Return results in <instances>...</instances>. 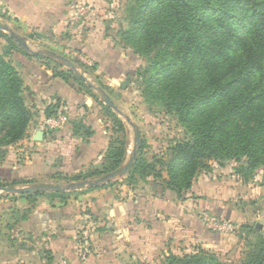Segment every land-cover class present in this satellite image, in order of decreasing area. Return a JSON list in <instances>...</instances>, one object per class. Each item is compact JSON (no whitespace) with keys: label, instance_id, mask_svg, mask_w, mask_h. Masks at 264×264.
Segmentation results:
<instances>
[{"label":"trees","instance_id":"obj_1","mask_svg":"<svg viewBox=\"0 0 264 264\" xmlns=\"http://www.w3.org/2000/svg\"><path fill=\"white\" fill-rule=\"evenodd\" d=\"M76 2L64 0L61 12ZM127 11L129 27L123 34L133 45L134 53L145 55L150 62L143 74L145 92L161 100L165 107L159 115L162 118H150L149 123L161 125L172 115H177L189 137L183 140L174 134H164L157 127L153 136L148 140L142 139L136 162L127 173V182L138 184L140 177L151 183L152 190L148 196L142 187H138L133 206L127 210L131 225L107 221L98 209L103 201L87 200L80 207H70L68 212L76 218L85 216L91 219L92 233L101 230L109 235L112 232L118 238L133 243L136 239L130 237V231L142 233L147 222L155 245L154 253L159 257L170 242L180 243L185 234V230L160 219L162 212L172 214L211 248L223 233L209 228L203 215L209 213L220 218L223 207L207 196L188 195L193 176L212 158L223 161L246 157V164L236 169L246 179L257 168L264 167V0H130ZM61 17L59 14L56 19ZM45 36L57 42H63L66 37L55 36L48 30ZM68 45L72 50L89 56L98 68L112 74L111 81L115 84L121 83L116 79L118 74H126L129 78L139 72L136 66L131 65L133 54L113 56L117 53L113 51L116 50L114 45L105 54L89 43L82 44L74 39L69 40ZM34 56L41 57L28 52L8 35V45L0 53V164L7 158L10 145L29 136L28 128L34 113L27 103L26 80L35 74ZM54 74L65 81L72 78L80 88L94 94L86 81L72 70H57ZM101 105L114 133L104 162L100 168H88L64 176L68 181L101 176L117 169L125 160V124L110 106L103 102ZM59 112H64L60 103H52L45 108L44 116ZM73 130L75 134H82L79 124H75ZM148 150L153 152L152 156L148 155ZM164 150L171 155L169 178L156 167L160 161L157 157ZM151 158L155 161L150 162ZM52 175L57 179L63 177L61 173ZM31 181L0 177V186ZM81 191L84 190L75 192ZM72 193L52 191L44 194L67 202ZM41 194L10 196L12 199L26 198L32 204L24 210L13 209L15 223L25 219ZM136 208L140 210V218L133 214ZM85 227L83 223L78 228L79 242ZM255 232L256 239L249 241L238 260L224 261L213 252L200 250L183 256L170 252L165 263L264 264V233L259 229ZM90 242V252L85 259L81 258L77 248L69 249L66 258L64 255L52 256L50 261L53 264L62 260H68L70 264L88 263L95 257L91 251L98 240L91 234ZM134 264L145 263L137 261Z\"/></svg>","mask_w":264,"mask_h":264},{"label":"crops","instance_id":"obj_2","mask_svg":"<svg viewBox=\"0 0 264 264\" xmlns=\"http://www.w3.org/2000/svg\"><path fill=\"white\" fill-rule=\"evenodd\" d=\"M3 1L9 5L12 11L13 22L22 25L20 30L23 32L28 28L37 30L40 26V30H43L44 33L48 30L55 36L69 31L68 7L62 12L60 7L64 0H59L58 4H54V0ZM59 14H62V17L56 19ZM50 40L58 43L54 39L50 38ZM109 48L110 45L107 44L104 50L96 49L101 54H105ZM119 55L123 54H113L115 58ZM32 61L35 74H31L26 80L27 103L32 106L34 113L28 128L29 136L20 140L16 146L9 147L7 158L0 164V177L8 180L26 178L27 181L65 185L72 181L66 180L64 176H71L88 168L101 167L114 137L113 128L103 110L101 105L103 101L98 94H89L80 90L72 78L65 81L55 76L52 70L47 69L34 58ZM99 70L103 74L96 75L104 84L102 86L117 106L121 107L119 101L107 88L117 91L118 85L123 84L128 77L123 73L118 74L116 79H120L121 83L115 84L111 81L112 74H108L102 68ZM123 98L125 99V95ZM56 102L60 103V109L67 115L65 126L53 131L41 129L40 123L45 117V108ZM75 124L82 127V134H75L73 130ZM39 131H43V135L41 134L37 139ZM131 146V143H127L123 164L131 156L134 149V146ZM54 173H61L63 177L61 179L53 178L52 174ZM138 187H142L148 196L151 195V183L141 181V179L138 180L136 188H129L126 184L94 188L83 194H72L67 202H62L58 198H50L44 194L46 192H41L43 194L37 197L36 204L30 213L24 220L20 219L19 222L17 220L16 223L13 209L24 210L32 204L26 198H10V196L18 194L0 193V264H53L50 257L64 255L66 258L65 255L68 254L69 249L77 250L80 240L78 228L85 223L87 218L85 216L76 218L69 214L68 209L80 207L82 202L87 200L104 202L98 209L107 221L131 225L132 221L127 210L133 206ZM133 214L135 218H140L141 214L138 208L133 211ZM160 219L163 222L171 223L175 228L185 230V234L190 232L201 239L193 229L186 227L183 221L175 215L162 212ZM175 219L182 224L177 225ZM92 235L98 240V243L96 242L97 244L92 246L91 251L95 257L85 264H123L126 254L130 258L138 255H156L152 232L147 222H145V229L142 233L130 231V237L136 239L135 243L118 238L112 232L108 235L104 231L96 230ZM201 240L203 241V239ZM173 243V241L170 242L168 248Z\"/></svg>","mask_w":264,"mask_h":264},{"label":"rangeland","instance_id":"obj_3","mask_svg":"<svg viewBox=\"0 0 264 264\" xmlns=\"http://www.w3.org/2000/svg\"><path fill=\"white\" fill-rule=\"evenodd\" d=\"M58 1L54 0V4H58ZM129 1L77 0L75 4H71L68 7L67 23L69 31L61 34L63 37L66 35V37L63 42L58 43L46 37L44 31L40 30L41 26L37 30L32 28H28L24 32L20 30L22 25H17V23L13 22L12 11L3 0H0V22L10 26L20 36H25L27 43L32 49H51L70 58L86 70L85 75L87 78L101 87L104 84L96 74L103 73L94 65V61L89 56L72 50L69 45L67 46V42L74 39L82 44L89 43L94 47L96 46L95 48L102 50L109 44L111 47L114 45L119 54H133L131 65L136 66L139 70L137 75L126 79L130 80V82L124 88L122 87V83L118 85L117 91L107 88L121 104V107H118L120 112L113 110L125 124L127 143H131V147L135 146L137 133L141 141L142 139L148 140L155 134V128L157 127L164 134H174L178 138L185 140L189 137V134L184 124L179 121L177 115H172L161 125L155 123L151 125L149 123L150 118H162L159 115L165 107L161 100L155 99L152 95L145 92L143 74H145V68L150 62L145 55L139 52L137 54L134 53L135 49L133 45L128 42L127 37L123 34L129 27L127 11ZM8 35H10L8 30L0 29V53H3L5 47L8 45ZM33 58L38 63H42L47 69L52 70L53 73L57 70H71L69 67L60 64L56 65L57 63L54 61H48L47 59L49 58L36 56ZM18 69L21 70L19 66ZM73 73L77 74L74 71ZM77 85L79 86L78 83ZM88 86L91 87L89 84ZM79 89L89 93L86 88H80L79 86ZM91 89L93 93L100 96L97 90L93 87ZM124 95L125 99L123 98ZM16 144L9 147L16 146ZM152 154V151L148 152L149 156ZM170 157V152L168 153L167 150H164L157 157L160 161L157 162L156 167L167 178H169L168 167ZM149 161L154 162L155 160L151 158ZM206 164L205 167H202L193 176L192 188L188 191V194L208 196L211 200L218 202L223 207L222 216L219 218L220 223L225 224L230 229L225 231L218 240L214 241L216 243L211 248L204 241L189 232L183 234L180 243L170 245L160 257L156 255H149V257L138 255L130 258L126 254V258H123V264H134L137 261L145 264H166V255L170 252L183 256L199 252L200 250L213 252L224 261L238 260L241 258L249 241L256 239L255 229H259L264 233V167L257 168L255 173L246 179L245 176L236 171L239 166L246 164V157H242L240 160L230 159L223 161L212 158L208 159ZM127 176V173L121 175L114 181L109 182L113 184L108 186L126 184L129 188H136L137 184L127 182ZM140 179L138 177V180ZM141 181L144 180L141 179ZM30 183L35 182L31 181ZM86 189H80L84 190L81 192L73 191L74 193L72 194H83L88 191ZM175 220L177 221V225L182 224L179 220Z\"/></svg>","mask_w":264,"mask_h":264},{"label":"water","instance_id":"obj_4","mask_svg":"<svg viewBox=\"0 0 264 264\" xmlns=\"http://www.w3.org/2000/svg\"><path fill=\"white\" fill-rule=\"evenodd\" d=\"M0 29L8 30L10 32V35L14 39H16L23 48H25L28 52L32 53L33 55L49 58L62 66L69 67L71 70L76 72L77 75L81 76L91 87L97 90V92L100 94L101 100L106 105L120 112L117 104L107 93V91L103 87L94 84L89 78H87V76L85 75L86 70L83 67L77 65L73 60L56 52L55 50L32 49L27 43V38L25 36H20L10 26L5 25L2 22H0ZM129 82L130 80L124 81L122 84L123 87L127 86ZM127 119L129 120L128 117ZM41 134L43 135V131H39L37 133L36 138L38 139L39 136H41ZM135 140H136V145L134 146V149L129 159L124 164L119 166L117 169L105 173L99 177L84 179L80 181H72L65 185H57L50 182H35L24 185L11 184V185L0 186V191H2V193H8V194L39 193V192H49V191L68 192V191H75V190L97 187L107 184L109 182L114 181L121 175L128 173L131 167L134 166L138 151L142 146V141L138 133Z\"/></svg>","mask_w":264,"mask_h":264},{"label":"built area","instance_id":"obj_5","mask_svg":"<svg viewBox=\"0 0 264 264\" xmlns=\"http://www.w3.org/2000/svg\"><path fill=\"white\" fill-rule=\"evenodd\" d=\"M67 122V115L64 112H59L57 115L44 117V119L40 123V128L47 131H53L60 129L65 126ZM204 220L209 228L224 233L225 231L229 230L225 224L220 223L218 217H215L209 213H204L203 215ZM86 227L82 231L81 234V241L79 242L78 249L80 252V256L82 259H85L88 256L91 248V229L90 226L92 224L91 219H87L85 221ZM59 264H70L68 260H62Z\"/></svg>","mask_w":264,"mask_h":264}]
</instances>
